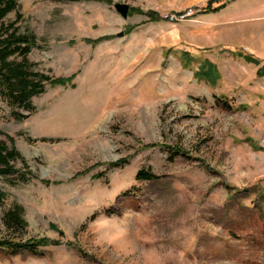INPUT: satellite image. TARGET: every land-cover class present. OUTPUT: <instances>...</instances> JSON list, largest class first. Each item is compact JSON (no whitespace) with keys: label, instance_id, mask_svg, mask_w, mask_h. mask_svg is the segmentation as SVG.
<instances>
[{"label":"rangeland","instance_id":"374dc122","mask_svg":"<svg viewBox=\"0 0 264 264\" xmlns=\"http://www.w3.org/2000/svg\"><path fill=\"white\" fill-rule=\"evenodd\" d=\"M18 5L33 71L72 79L31 111L0 91V143L21 156L0 241L46 240L0 264H264V0Z\"/></svg>","mask_w":264,"mask_h":264},{"label":"trees","instance_id":"16d2710c","mask_svg":"<svg viewBox=\"0 0 264 264\" xmlns=\"http://www.w3.org/2000/svg\"><path fill=\"white\" fill-rule=\"evenodd\" d=\"M18 0H0V91L7 95L10 103L14 107L31 111L34 109L31 98L44 91V82L59 83L64 85L72 78L51 79L49 76L33 71L26 56L31 49L36 46V38L30 31H22L16 26L21 18L18 11ZM14 12L16 18L6 21L7 16ZM22 57L20 62L11 59L13 55ZM208 65V64H207ZM209 67V66H207ZM205 69V68H204ZM195 72L198 78H207L212 74L209 70ZM210 69V68H209ZM24 117V115H19ZM21 156L13 146L0 143V175L8 176L15 172L14 162ZM117 165V164H116ZM154 175L146 171H139L137 178L152 179ZM5 198V193L0 190V204ZM6 221L10 226L23 228L26 221L22 215V208L17 205L6 215ZM46 240H27L24 242H13L11 240H1L0 247L7 250H29L36 251L40 245H44Z\"/></svg>","mask_w":264,"mask_h":264},{"label":"water","instance_id":"95a60500","mask_svg":"<svg viewBox=\"0 0 264 264\" xmlns=\"http://www.w3.org/2000/svg\"><path fill=\"white\" fill-rule=\"evenodd\" d=\"M115 9L123 16H127V12L129 9V5L125 3H115L114 4Z\"/></svg>","mask_w":264,"mask_h":264}]
</instances>
